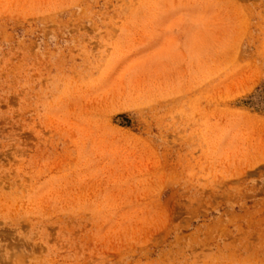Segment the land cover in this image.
Instances as JSON below:
<instances>
[{
	"label": "rangeland",
	"instance_id": "rangeland-1",
	"mask_svg": "<svg viewBox=\"0 0 264 264\" xmlns=\"http://www.w3.org/2000/svg\"><path fill=\"white\" fill-rule=\"evenodd\" d=\"M0 264H264V0H0Z\"/></svg>",
	"mask_w": 264,
	"mask_h": 264
},
{
	"label": "bare ground",
	"instance_id": "bare-ground-1",
	"mask_svg": "<svg viewBox=\"0 0 264 264\" xmlns=\"http://www.w3.org/2000/svg\"><path fill=\"white\" fill-rule=\"evenodd\" d=\"M242 249V248H241ZM239 250V249H238Z\"/></svg>",
	"mask_w": 264,
	"mask_h": 264
}]
</instances>
